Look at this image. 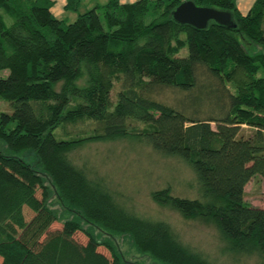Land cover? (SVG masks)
<instances>
[{
	"label": "trees",
	"instance_id": "obj_1",
	"mask_svg": "<svg viewBox=\"0 0 264 264\" xmlns=\"http://www.w3.org/2000/svg\"><path fill=\"white\" fill-rule=\"evenodd\" d=\"M182 1L108 0L67 22L51 13L53 0H0V99L10 108L0 111V264H143L128 262L117 237L162 264H212L68 157L120 139L188 164L196 197L167 186L152 199L213 224L224 252L264 263V207L244 200L252 178L264 185V0L245 15L235 0H192L236 24L204 29L172 18ZM77 120L92 126L55 136Z\"/></svg>",
	"mask_w": 264,
	"mask_h": 264
},
{
	"label": "rangeland",
	"instance_id": "obj_2",
	"mask_svg": "<svg viewBox=\"0 0 264 264\" xmlns=\"http://www.w3.org/2000/svg\"><path fill=\"white\" fill-rule=\"evenodd\" d=\"M77 15L70 16L68 13L67 21H73ZM185 53L184 48L181 54ZM7 72L6 69L0 70V75L4 76ZM60 88L61 83H58L56 89ZM77 103L78 99H72L70 106L74 107ZM0 111H10L8 103L2 99ZM90 126L92 124L87 120L64 122L54 133L57 138H72L82 135ZM68 157L89 179L105 185L127 211L141 218L166 222L179 242L206 257L212 264H264L255 254L236 257L224 252L225 243L213 224L185 219L175 210L163 207L152 199L153 190L167 186L174 195L188 198L198 195L196 176L182 159L161 155L149 145L128 139L86 142L68 153ZM244 200L253 206L264 207V185L259 177L255 176L246 183ZM59 225L55 223L52 227ZM116 241L128 262L162 264L139 254L128 238L117 237Z\"/></svg>",
	"mask_w": 264,
	"mask_h": 264
},
{
	"label": "water",
	"instance_id": "obj_3",
	"mask_svg": "<svg viewBox=\"0 0 264 264\" xmlns=\"http://www.w3.org/2000/svg\"><path fill=\"white\" fill-rule=\"evenodd\" d=\"M172 18L181 23L189 24L197 29H204L209 22L235 27L232 14L228 10H221L209 6H198L192 0H183L172 11Z\"/></svg>",
	"mask_w": 264,
	"mask_h": 264
},
{
	"label": "crops",
	"instance_id": "obj_4",
	"mask_svg": "<svg viewBox=\"0 0 264 264\" xmlns=\"http://www.w3.org/2000/svg\"><path fill=\"white\" fill-rule=\"evenodd\" d=\"M68 0H53L50 7L51 13L57 18L68 20V13L70 16L82 13L94 6L103 5L108 0H79L77 9H69L66 7ZM137 0H119L120 3H131ZM255 0H235V4L239 12L243 15L247 14L252 7ZM71 10L73 12H71ZM83 10V11H79ZM68 22V21H67Z\"/></svg>",
	"mask_w": 264,
	"mask_h": 264
}]
</instances>
